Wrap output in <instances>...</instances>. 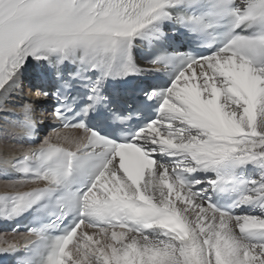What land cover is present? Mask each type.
I'll use <instances>...</instances> for the list:
<instances>
[{"label":"snow or ice","instance_id":"6c2138e0","mask_svg":"<svg viewBox=\"0 0 264 264\" xmlns=\"http://www.w3.org/2000/svg\"><path fill=\"white\" fill-rule=\"evenodd\" d=\"M137 38L159 45L143 67ZM184 43L205 52L180 53ZM177 63L166 88L145 90L156 117L126 133L130 116L109 109L106 82ZM26 71L54 127L83 135L0 156V175L18 177L0 194V220L33 210L43 221L23 244L0 240V255L264 264V0H0V140L12 145L44 123L36 101L11 103Z\"/></svg>","mask_w":264,"mask_h":264},{"label":"bare ground","instance_id":"6f19581e","mask_svg":"<svg viewBox=\"0 0 264 264\" xmlns=\"http://www.w3.org/2000/svg\"><path fill=\"white\" fill-rule=\"evenodd\" d=\"M24 101H36L37 104H38L41 100H39L37 98L35 92L33 93L32 91H30V93H28V94L17 92L14 95V97L11 99V103H14V104H16V103L21 104ZM39 115H41V117H48L46 113L45 114H39V113L36 112L35 113V118H37V116H39ZM57 132H60L61 134L68 133V134H70L72 136H76V137H80V136L83 135L82 131H80V130H58V131L53 132V133H47L44 136V138L49 137V136L54 138ZM44 138L40 141V143L44 140ZM38 145H36V147H38ZM27 148L28 147L24 146V145L23 146H21L20 144L12 145V144H9V143H6V142L0 140V156H5L6 155L9 158H11L13 156L21 154ZM9 184H10L9 181H5V180H1L0 179V192H4L6 190H9V187H8ZM32 186H35V185H32ZM26 189H28V188L27 187H22L21 188V190H26ZM86 231L88 232L89 235H91L94 230L87 229ZM26 238H29L28 235H24V234H21V233L11 234V233H8V232H0V240L7 239L9 242H12V243L23 244V242H24V240ZM30 238H32V237H30ZM95 238H98V237H94V239ZM69 250L74 252L75 248L72 246V247L69 248Z\"/></svg>","mask_w":264,"mask_h":264}]
</instances>
